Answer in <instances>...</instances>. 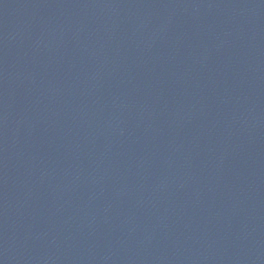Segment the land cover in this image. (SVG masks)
<instances>
[{"label": "water", "instance_id": "water-1", "mask_svg": "<svg viewBox=\"0 0 264 264\" xmlns=\"http://www.w3.org/2000/svg\"><path fill=\"white\" fill-rule=\"evenodd\" d=\"M0 264H264V0H0Z\"/></svg>", "mask_w": 264, "mask_h": 264}]
</instances>
